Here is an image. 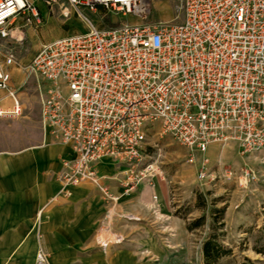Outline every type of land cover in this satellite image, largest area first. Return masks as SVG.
Wrapping results in <instances>:
<instances>
[{
    "label": "built area",
    "instance_id": "2783aa9c",
    "mask_svg": "<svg viewBox=\"0 0 264 264\" xmlns=\"http://www.w3.org/2000/svg\"><path fill=\"white\" fill-rule=\"evenodd\" d=\"M62 1L86 28L43 44L29 68L39 77L42 121L74 153L63 159L64 187L90 181L116 203L98 162L141 169L136 182L154 173L160 166L146 150L156 127L189 150L200 180L209 177L213 145L235 143L264 162V0H183L181 21L158 22L135 21L147 17L149 0H0V91L13 103L0 116L23 112L12 88L13 45L22 40L14 22L29 15L39 24V3ZM103 11L127 21L101 27L90 14ZM230 173L252 176L248 167ZM36 264H48L42 247Z\"/></svg>",
    "mask_w": 264,
    "mask_h": 264
},
{
    "label": "rangeland",
    "instance_id": "374dc122",
    "mask_svg": "<svg viewBox=\"0 0 264 264\" xmlns=\"http://www.w3.org/2000/svg\"><path fill=\"white\" fill-rule=\"evenodd\" d=\"M148 7L147 17L136 22L181 21L184 16L183 0H149ZM39 10L42 15L39 24L30 22L29 15H22L13 24V30L22 40L13 45L18 64L11 68L12 88L18 93L23 112L0 116V149L17 148L23 131L25 133L31 125L35 128L39 118L42 122L39 77L29 68L42 45L86 28L66 2L52 6L39 3ZM101 13L90 14L101 27H118L127 21L121 14ZM12 104L8 91H0V106L9 109ZM159 130L158 127L153 129L146 153L148 159L161 167L166 189L160 187L158 178L141 184L136 182L128 192L124 190L119 195L120 201L133 207L135 212L130 214L140 220L123 221L116 216L118 210L110 207V216L114 218L105 216L101 236L94 239L92 251L87 253L51 254L39 237V248L47 252L48 264H54L52 259L63 262L61 259L65 256L72 257V264H264L262 159L257 155L243 156L235 144L236 155L243 162L237 165L233 159L222 161L224 146L216 145L210 159L209 177L200 180L197 168L188 161L189 150L171 135L160 134ZM247 167L252 172L249 179L230 173ZM147 184L150 187H146ZM98 189L105 204L110 205ZM163 191L167 192V205L161 204L160 192ZM219 209L224 211L218 212ZM215 215L222 222L215 223ZM202 216L205 219L201 225L189 229L190 223ZM211 236L229 251L215 261L207 260L203 251L204 242Z\"/></svg>",
    "mask_w": 264,
    "mask_h": 264
},
{
    "label": "crops",
    "instance_id": "0c3cea01",
    "mask_svg": "<svg viewBox=\"0 0 264 264\" xmlns=\"http://www.w3.org/2000/svg\"><path fill=\"white\" fill-rule=\"evenodd\" d=\"M39 119L35 128L31 125L18 137L21 144L17 148L0 149V264H36L39 237L51 254L79 255L92 251L94 239L103 231L105 216L114 218L110 216V207L118 210L116 216L123 221L140 220L130 214L135 209L126 206L121 198L107 206L95 183L64 187L59 179L65 170L63 159L73 158L74 153L51 125ZM216 148L210 147V159ZM236 152L235 143L224 146L221 160L233 159L241 164ZM191 164L197 168L198 176V164ZM140 170L129 169L109 157L97 164L103 183L117 195L136 183ZM162 174L160 167L139 182L159 178L160 187L165 190L167 183ZM160 194L161 204L167 205V192ZM52 260L54 264H72L71 256L62 257L60 263Z\"/></svg>",
    "mask_w": 264,
    "mask_h": 264
},
{
    "label": "trees",
    "instance_id": "16d2710c",
    "mask_svg": "<svg viewBox=\"0 0 264 264\" xmlns=\"http://www.w3.org/2000/svg\"><path fill=\"white\" fill-rule=\"evenodd\" d=\"M224 209H219L218 212H223ZM223 218V217H222ZM205 219L204 216L197 218L195 221H193L192 223H190L189 225V229H194L197 226L201 225V222ZM214 221L215 223H219L222 222V220H219L216 215L214 217ZM223 224V223H221ZM203 251L205 254V257L207 260H217L219 257L228 254L229 251H226V249L224 248V246L215 241V237L211 236L210 239H208L207 241L204 242L203 245Z\"/></svg>",
    "mask_w": 264,
    "mask_h": 264
},
{
    "label": "bare ground",
    "instance_id": "6f19581e",
    "mask_svg": "<svg viewBox=\"0 0 264 264\" xmlns=\"http://www.w3.org/2000/svg\"><path fill=\"white\" fill-rule=\"evenodd\" d=\"M2 109H3V107H2ZM11 109L12 108H9V109H4L5 111H8V112H10L11 111Z\"/></svg>",
    "mask_w": 264,
    "mask_h": 264
}]
</instances>
